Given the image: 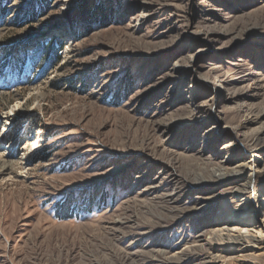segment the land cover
<instances>
[{
	"label": "rangeland",
	"instance_id": "374dc122",
	"mask_svg": "<svg viewBox=\"0 0 264 264\" xmlns=\"http://www.w3.org/2000/svg\"><path fill=\"white\" fill-rule=\"evenodd\" d=\"M32 1L3 0L0 20V264H264V244L211 233L263 218L233 211L264 170L215 171L264 166V0H121L90 30L83 0H52L32 30ZM50 40L55 66L32 54Z\"/></svg>",
	"mask_w": 264,
	"mask_h": 264
},
{
	"label": "bare ground",
	"instance_id": "6f19581e",
	"mask_svg": "<svg viewBox=\"0 0 264 264\" xmlns=\"http://www.w3.org/2000/svg\"><path fill=\"white\" fill-rule=\"evenodd\" d=\"M191 57L192 56H190L189 58ZM196 80L199 79L197 78ZM215 85L216 86H214L213 93L220 98L222 96L220 95L223 90L222 86L221 84H215ZM211 104L209 103L208 106H211ZM232 133L234 135V138H238V136H242V137L246 136L245 135L246 132L243 133L240 130H237V128H234L232 130ZM209 139L210 138H208V141L207 139L205 141V145L207 146L211 144L212 141V140L210 141ZM261 163L256 159H251V157L248 160L246 159L236 160V162H234L233 165H231V163L229 162H223L221 163L220 167L216 169L215 172L217 173V178L223 180V179H228V177L230 178L233 175L241 173L247 167L254 168L256 171H263L264 166H261ZM0 165L1 168H3L4 170H6V167H8V165H6V162L1 159H0ZM242 183L243 185L238 186L235 189V192L237 193L235 197H238L239 199L237 200V204L235 205L237 209H235V211L233 212L235 214L240 213V215H246L248 213V210L251 209V212L253 213V215H255V212L259 210L262 212L261 216L263 218L256 219L254 217L253 219H248L249 217L247 218L246 216V218L244 219L239 218L238 220H234L237 216H233L234 218L232 217L233 218V219L231 218L232 220L223 221V223L219 224V226L216 227L211 233L217 236V238L221 241L235 243L234 245L236 248L238 247V248L247 249L248 244H264V190L259 191L258 189H256L255 180H253L251 176L246 177V180ZM259 211L257 214H259ZM238 221L241 223H239ZM173 258H175V254L172 255L171 259ZM195 264H201V263L197 262Z\"/></svg>",
	"mask_w": 264,
	"mask_h": 264
},
{
	"label": "trees",
	"instance_id": "16d2710c",
	"mask_svg": "<svg viewBox=\"0 0 264 264\" xmlns=\"http://www.w3.org/2000/svg\"><path fill=\"white\" fill-rule=\"evenodd\" d=\"M51 1L52 0H33L29 7L26 9L25 14L19 17V21L21 23L31 24L32 26L30 29L36 30L37 28L36 26H34L36 17L49 8V2ZM95 1L96 2H94L93 7L91 6V4H89V0H83L78 5L79 11L76 14L80 16V22L83 26V29L86 28L87 30H90L97 23L109 25L111 23L112 17L116 13V11L119 10V7L121 5V0H104L106 2V6H100L97 4L98 0ZM0 5L3 7L2 9H0V20H3L5 12L3 0H0ZM114 5L116 6V8L113 9ZM94 8L97 10H95ZM76 14L68 15V17L73 31L79 32V29L75 26L74 23L76 21ZM15 17V19H18L17 16ZM16 45L18 46V48H22L24 46L23 42L22 44L17 42ZM55 45H57V47H55ZM61 49V42L55 43L53 42V40H50L49 42H38V44H36V47L33 49L32 54L34 56H38L40 60L45 58L50 66H55L61 60V55L59 54V51ZM124 79L128 81V85L131 84L130 76L125 77ZM128 85L126 84V87H128Z\"/></svg>",
	"mask_w": 264,
	"mask_h": 264
}]
</instances>
